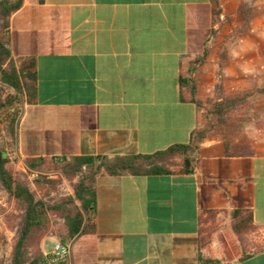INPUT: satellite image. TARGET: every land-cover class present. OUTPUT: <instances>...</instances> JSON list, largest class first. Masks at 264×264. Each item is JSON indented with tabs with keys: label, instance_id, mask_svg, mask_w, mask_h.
<instances>
[{
	"label": "crops",
	"instance_id": "0c3cea01",
	"mask_svg": "<svg viewBox=\"0 0 264 264\" xmlns=\"http://www.w3.org/2000/svg\"><path fill=\"white\" fill-rule=\"evenodd\" d=\"M6 31L16 65L34 64L20 165L189 148L190 174L180 155L167 174L97 172L64 264H264V130L228 156L208 111L218 92L264 87V0H23ZM235 211L252 214L241 239ZM7 240L0 228V264Z\"/></svg>",
	"mask_w": 264,
	"mask_h": 264
},
{
	"label": "trees",
	"instance_id": "16d2710c",
	"mask_svg": "<svg viewBox=\"0 0 264 264\" xmlns=\"http://www.w3.org/2000/svg\"><path fill=\"white\" fill-rule=\"evenodd\" d=\"M23 0H0V19L4 22V28L8 27L10 16L22 5ZM32 62L16 65L12 58L8 45L0 40V81L13 89L18 94H23L30 101L35 96V74ZM264 94V87L258 90ZM252 92H247L241 96H222L213 105V112L217 115L218 124L224 126L227 123V116L231 113L242 110L247 99ZM8 103H12L8 101ZM4 103L0 102V109ZM225 138V137H224ZM231 140L225 139V149L228 156H246L245 147L242 145H231ZM189 148L184 146H174L166 152L154 156H127L116 157L112 160L99 159L93 157H78L68 163L65 173L68 176L82 174L83 170H90L91 176L80 180L75 187V198H70L65 204L47 205L42 200H36L34 194L25 183L17 180L7 170L8 160L5 158L3 150L0 148V185L1 188L13 197L23 207V219L18 230V239L14 245L9 264H46L38 256H32L30 248L32 241L42 237L49 224V213L60 214L67 226V239H73L80 233L85 232L84 215H88L95 200V193L92 186L94 176L101 169L110 175H120L130 173L132 175H160L170 173L167 163L170 159L180 155L184 158L182 173L190 174ZM99 162V164H98ZM98 164V165H97ZM28 167L32 164L28 162ZM75 199L80 203L73 210H69L67 205H75ZM235 222L233 230L238 238L251 229L252 214L250 212L235 211L233 215ZM1 264H5L2 262Z\"/></svg>",
	"mask_w": 264,
	"mask_h": 264
},
{
	"label": "rangeland",
	"instance_id": "374dc122",
	"mask_svg": "<svg viewBox=\"0 0 264 264\" xmlns=\"http://www.w3.org/2000/svg\"><path fill=\"white\" fill-rule=\"evenodd\" d=\"M6 32L4 22L0 19V40L4 42H6ZM254 90H245L239 92L238 95H234L241 96L244 93L252 92L254 98L251 95L242 110L229 114L226 125L220 126L218 124L225 139L231 140L234 144L244 146L245 152L251 151L252 144L255 142L253 139L254 128L264 130V121L253 120L258 117L257 105H264V102L259 99L263 97V94ZM222 96L226 95L222 94V92L217 93L218 98ZM227 96L233 97L232 95ZM25 98V95L16 93L0 81V102L4 103L0 111L4 110L10 117L6 125H0V148L3 153L5 148L14 145L12 136H14L15 126L21 115ZM11 100L12 103H8ZM212 108V106L209 107L208 111L212 110ZM67 165L56 160H45L28 168L24 165L17 166L16 163L8 161L7 170L15 179L26 184L36 200H42L47 205L53 206L65 204L70 198H75L74 190L80 180L91 176L90 170L86 169L77 176H68L65 173ZM79 205L80 203L75 199V205H67L66 208L73 210L75 206ZM23 214L22 205L8 195L0 185V228L4 234L6 245H8L7 239H9L12 247L11 256L18 239V230L22 223ZM42 234L40 239L36 238L32 241L30 253L32 256L40 257L46 263L45 254L50 253L54 244L56 242L67 243L68 241L67 226L64 218L60 214L49 213V224ZM5 260L7 261L6 264H9V259Z\"/></svg>",
	"mask_w": 264,
	"mask_h": 264
},
{
	"label": "built area",
	"instance_id": "2783aa9c",
	"mask_svg": "<svg viewBox=\"0 0 264 264\" xmlns=\"http://www.w3.org/2000/svg\"><path fill=\"white\" fill-rule=\"evenodd\" d=\"M9 119L10 117L7 112L4 110L0 111V125H6ZM4 156L9 162L21 166L19 164V155L14 145L5 148ZM69 253L70 246L68 243L56 242L50 253L45 254L46 264H64L68 261Z\"/></svg>",
	"mask_w": 264,
	"mask_h": 264
}]
</instances>
